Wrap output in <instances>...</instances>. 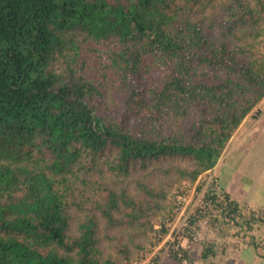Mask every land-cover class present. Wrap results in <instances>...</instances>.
I'll list each match as a JSON object with an SVG mask.
<instances>
[{
  "label": "trees",
  "instance_id": "trees-1",
  "mask_svg": "<svg viewBox=\"0 0 264 264\" xmlns=\"http://www.w3.org/2000/svg\"><path fill=\"white\" fill-rule=\"evenodd\" d=\"M263 98L264 0H0V264H139Z\"/></svg>",
  "mask_w": 264,
  "mask_h": 264
},
{
  "label": "rangeland",
  "instance_id": "rangeland-1",
  "mask_svg": "<svg viewBox=\"0 0 264 264\" xmlns=\"http://www.w3.org/2000/svg\"><path fill=\"white\" fill-rule=\"evenodd\" d=\"M242 176H247L252 180L250 182L243 180ZM218 177L222 183H227V187L230 185L229 191L235 193L237 198L250 199L264 207V133L258 139L256 147L249 153L240 154L233 148V151L230 150L227 154L219 171L204 174L196 184L186 190L183 195L184 204L175 215L173 223L177 230L187 224L189 229L197 227V241L191 239L182 241L187 256L197 264H226L230 259V253H237L241 250L242 243L245 242L259 243L264 256V218L261 212L256 213L257 221L253 223L254 230L250 233L246 224L248 206H242L243 215L234 217V221H226L227 218L216 207L213 210L210 209L211 211L206 209L209 205L205 196L215 190L213 182L217 180L218 183ZM217 187L220 186L217 185ZM182 209L185 211L184 214H181ZM200 210L204 212L203 215L199 214ZM193 212L197 214V220L193 219ZM188 220L191 221L190 224L187 223ZM167 248L166 242L157 243L152 248V253L139 264H176L173 254L167 253ZM207 249H212L215 254H210L205 259L203 255Z\"/></svg>",
  "mask_w": 264,
  "mask_h": 264
},
{
  "label": "crops",
  "instance_id": "crops-1",
  "mask_svg": "<svg viewBox=\"0 0 264 264\" xmlns=\"http://www.w3.org/2000/svg\"><path fill=\"white\" fill-rule=\"evenodd\" d=\"M252 114L254 117L252 116ZM262 133H264V98L241 125L239 130L232 138L228 148L225 150L224 154L219 160L218 164L211 172H217L220 170L227 154L230 150L233 151V148L236 149L237 152H240V154L249 153L250 150L256 147L257 141L259 138H261ZM242 179L248 180L249 182L250 180H252L247 176H242ZM218 185L220 186V188H224V190L231 195V200L235 201L240 207L246 205L252 209L254 214H260L261 212L263 214L262 218H264L263 206L254 203L250 199L246 200L245 198L241 199V197L237 198L235 193L229 191L230 185L229 187H227V183H222L220 177H218ZM249 232L251 233L252 231ZM241 246V250H238L237 253H230V259L227 260L226 264H264V256L262 254L263 250L261 246H259V243L255 244V242H245L242 243Z\"/></svg>",
  "mask_w": 264,
  "mask_h": 264
},
{
  "label": "built area",
  "instance_id": "built-area-1",
  "mask_svg": "<svg viewBox=\"0 0 264 264\" xmlns=\"http://www.w3.org/2000/svg\"><path fill=\"white\" fill-rule=\"evenodd\" d=\"M219 197H220L221 204L225 207H228L230 203H229V200L227 199V197L224 194L219 196ZM183 201H185L184 196L179 198V205L180 206H179L178 210L176 211L175 215L181 209V206H183V204H184ZM211 202L212 201H209L208 205H209V208L213 210L216 207V204H213ZM184 212L185 211L182 209L181 214H184ZM192 214L194 217L193 219L197 220V214H194V212ZM174 218L172 220H169V222L167 223V227L169 228V231L165 235H161V241L160 242L164 241L167 243V245H168L167 253L171 252L173 254L174 263H176V264H197V262L189 259V257L187 256L185 248H183V243H182V241H187L189 239H191L192 241L193 240L197 241V239H198L197 227H195L194 229H189V225L187 224V226L177 230L176 226L173 223L175 221ZM180 219H181V216H180ZM187 223L190 224L191 221L188 220ZM175 232H176V234H175Z\"/></svg>",
  "mask_w": 264,
  "mask_h": 264
}]
</instances>
